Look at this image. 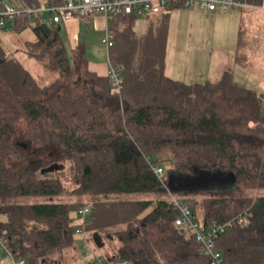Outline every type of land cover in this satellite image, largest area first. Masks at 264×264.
Returning <instances> with one entry per match:
<instances>
[{
  "label": "trees",
  "instance_id": "trees-1",
  "mask_svg": "<svg viewBox=\"0 0 264 264\" xmlns=\"http://www.w3.org/2000/svg\"><path fill=\"white\" fill-rule=\"evenodd\" d=\"M151 16L142 34L135 16L110 21L120 92L59 24L20 15L0 28V237L25 264H67L90 241L104 248L86 251L89 264H207L192 229L175 225L172 197L204 230L232 221L214 236L224 264H264V95L229 71L214 82L168 77L166 19ZM26 28L34 40L24 52L53 77L48 85L3 47L2 33ZM165 165L179 176L161 181L154 168ZM211 172L232 175L236 193L197 197L180 185L182 175ZM0 264H10L1 251Z\"/></svg>",
  "mask_w": 264,
  "mask_h": 264
},
{
  "label": "rangeland",
  "instance_id": "rangeland-1",
  "mask_svg": "<svg viewBox=\"0 0 264 264\" xmlns=\"http://www.w3.org/2000/svg\"><path fill=\"white\" fill-rule=\"evenodd\" d=\"M165 16L166 35V61L179 63L181 76L199 75L203 72L207 55L212 48H234L237 52V63L246 65L245 70L237 71L238 79L242 80L245 86L251 87L258 91L264 89V12H249L240 14L229 11L227 14L208 13L205 15L201 11L192 8L167 9ZM215 18V19H214ZM148 21L146 18H139L134 24V31L138 34L145 32ZM239 29L244 33L237 39L236 34ZM65 37L64 32H60ZM102 31L98 28V23H93L89 29L82 30L79 33L78 41L83 43L87 48L88 61L98 63L107 69V51L106 46L101 43ZM244 34V35H243ZM246 34V36H245ZM251 34V35H249ZM2 44L8 52H13L16 59L27 69L34 79L38 80L41 85H48L53 82V77L48 75L44 67L35 59L30 58L24 52V41L34 40V35L30 28H26L21 33H15L7 30L2 33ZM67 43V41H66ZM68 45V43H67ZM241 68H244L241 66ZM197 69V71H193ZM179 70V71H180ZM194 72V73H193ZM193 73V74H192ZM243 77H242V76ZM239 81V80H238ZM260 87V88H258ZM264 91V90H263ZM264 95V92H263ZM163 176L168 179L177 177L164 166ZM193 176H181V187H194L203 181V189L197 191V197L204 195H222L227 191L236 193L235 181L229 180L215 173H207L205 178ZM208 186V187H207ZM200 188V186L198 187ZM264 194V189L261 191ZM165 195V194H164ZM177 197L183 194H175ZM146 195H137L145 197ZM27 201L32 202L35 198L28 197ZM90 248H84L80 251L81 263L87 260L84 254L94 251L100 255L103 248L97 247L92 241L89 243ZM81 250V249H80ZM82 252V253H81ZM67 264H77L74 259L66 261ZM88 263V262H87Z\"/></svg>",
  "mask_w": 264,
  "mask_h": 264
},
{
  "label": "built area",
  "instance_id": "built-area-1",
  "mask_svg": "<svg viewBox=\"0 0 264 264\" xmlns=\"http://www.w3.org/2000/svg\"><path fill=\"white\" fill-rule=\"evenodd\" d=\"M169 7L197 8L204 13L244 10L264 11V0H57L42 4H29L27 0H0V28L6 27L8 22L20 15H26L31 24L38 21L50 25L61 24L74 18L88 21L95 16H101L104 24L100 41L106 46L108 54L109 48L112 47L114 42L113 33L110 29V21L113 18L124 14L137 18L147 17L162 13ZM107 61V77L110 85L115 91L120 92L123 87V77L110 63L108 57ZM154 172L161 181H165L162 167H155ZM172 199L178 213L174 221L175 225H188L192 229L195 240L200 244L203 254L209 258L207 264H224L222 254L215 249L214 236L223 233L232 224V221L216 224L208 230H204L201 224L196 221L187 204L176 198L172 197ZM89 211L90 208L87 205L76 211L82 224L77 233L84 234L82 229ZM238 221H241V219ZM4 241L0 237V251L5 253L8 262L10 264H25L24 259H17L13 256ZM85 246L88 247L86 242ZM5 261L4 258H1L2 263Z\"/></svg>",
  "mask_w": 264,
  "mask_h": 264
},
{
  "label": "crops",
  "instance_id": "crops-1",
  "mask_svg": "<svg viewBox=\"0 0 264 264\" xmlns=\"http://www.w3.org/2000/svg\"><path fill=\"white\" fill-rule=\"evenodd\" d=\"M173 9H177V8L171 7L170 10H173ZM192 9H197V8H192ZM197 10H199V9H197ZM258 11L261 12L260 10H244V11H234V12L244 15V14H247L249 12H258ZM168 12H169V10L167 11V9H166L161 14L154 15V19H157L161 15H164ZM227 12H229V11H226V12H208V13H214L216 15H218V14L224 15V14H227ZM202 13H204V12H202ZM208 13H204V14L208 15ZM150 17H153V16H150ZM150 17H147V18L143 17V18H146L147 21L149 22L150 20L148 18H150ZM95 22L98 23V28H100V30L102 31L103 30L102 26L104 24V20L101 16H95L88 21H81L79 19L74 18V19H71L69 21L62 22L59 25H60V30H62L64 32V35L68 41V44L70 46H74L76 43L80 42L77 40L79 33L82 30L85 31V30L89 29V27ZM102 33H103V31H102ZM242 33H244V30L239 29L237 34H236V38L238 39ZM249 35H251V34H249ZM101 36H102V34H101ZM245 36H246V34H245ZM85 49H86V56H87L88 51H87L86 47H85ZM106 51H107V49H106ZM107 57H108V54H107ZM236 57H237V52H236V49H234V48H230V47L229 48H226V47L225 48L224 47L212 48L210 53L207 55L206 62L204 63L205 66H204L203 72H201V74L189 75L188 77H184V75L181 76V74H180L181 70L179 67L180 66L179 63H177V61L174 63H172L170 61L167 62L166 60H165L164 72L168 77L173 78V79H177V80H184V81L193 80V81H197V82H203V81L208 80V81L214 82V81H219L222 78V76L224 75V73L229 71L232 73L233 79L237 84L245 86L242 84L244 82L242 80L238 79L237 76H239V75H237V71H242L241 69L245 70L246 65L238 64L236 62ZM88 64H89V68L92 71L96 72L99 75H103V76L106 75L107 76L108 61H107V69L106 70L103 68V66H100L98 63L88 61ZM241 66L244 68H241ZM193 71L195 72V71H197V69H195ZM245 87H248V86H245ZM249 88H251V87H249ZM258 88H260V87H258ZM254 90L257 93L263 94V92H264L263 91L264 89H260L261 91H258L256 89H254ZM215 174H217L220 177L223 176V177H225L229 180H232V181L234 180V177L232 175H230L229 173L216 172ZM202 185H199L200 188H198L197 186L190 187V188L200 190V189H203V187H204ZM173 189H174V187H170L168 185L166 188V192L168 194L176 192V190L173 191ZM80 251L81 250L79 249L78 254L74 258V260L76 261L77 264H84V263H81L82 260L80 259ZM87 256L88 255H86V253H85L84 257L88 262V263L86 262L85 264H89V258ZM1 258H4L6 261H8L7 257L5 256V253H3V252H1ZM112 264H125V263L118 262V263H112Z\"/></svg>",
  "mask_w": 264,
  "mask_h": 264
},
{
  "label": "water",
  "instance_id": "water-1",
  "mask_svg": "<svg viewBox=\"0 0 264 264\" xmlns=\"http://www.w3.org/2000/svg\"><path fill=\"white\" fill-rule=\"evenodd\" d=\"M58 29H60V26H58ZM51 169V168H50ZM95 240L98 241L99 237L97 235H95Z\"/></svg>",
  "mask_w": 264,
  "mask_h": 264
}]
</instances>
